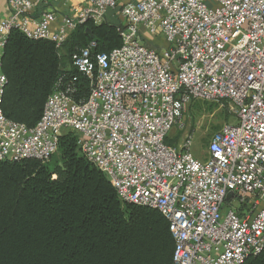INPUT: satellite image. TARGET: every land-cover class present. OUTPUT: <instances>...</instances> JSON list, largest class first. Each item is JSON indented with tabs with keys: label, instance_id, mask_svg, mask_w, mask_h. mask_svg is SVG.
<instances>
[{
	"label": "built area",
	"instance_id": "1",
	"mask_svg": "<svg viewBox=\"0 0 264 264\" xmlns=\"http://www.w3.org/2000/svg\"><path fill=\"white\" fill-rule=\"evenodd\" d=\"M7 0L0 17V161L57 153L75 135L81 155L121 202L163 214L174 241L170 264H240L264 250V0ZM38 7L44 10L36 13ZM108 14L118 20L119 48L93 54V43L71 56L90 83L75 101L59 78L38 123L27 128L1 109V62L13 29L60 48L68 33ZM166 44L164 47L163 45ZM192 101L226 102L235 122L191 154L193 138L172 147ZM176 135V134H175ZM174 135V136H175Z\"/></svg>",
	"mask_w": 264,
	"mask_h": 264
},
{
	"label": "trees",
	"instance_id": "2",
	"mask_svg": "<svg viewBox=\"0 0 264 264\" xmlns=\"http://www.w3.org/2000/svg\"><path fill=\"white\" fill-rule=\"evenodd\" d=\"M117 25L112 14L99 25L87 21L60 48L13 29L1 62L4 117L34 127L61 77L75 78L74 100H84L90 83L71 56L90 43L93 54L119 48ZM58 141L47 162L0 161V264H170L174 241L165 216L121 202L108 178L81 155L73 133ZM240 264H264V250Z\"/></svg>",
	"mask_w": 264,
	"mask_h": 264
},
{
	"label": "rangeland",
	"instance_id": "3",
	"mask_svg": "<svg viewBox=\"0 0 264 264\" xmlns=\"http://www.w3.org/2000/svg\"><path fill=\"white\" fill-rule=\"evenodd\" d=\"M164 47L166 44L163 45ZM183 116L184 129L179 132L178 138H174L175 129L167 137V143L176 147L180 139L190 136L193 138L191 154L196 159L206 160V148L212 136L226 124L235 122L228 103L197 102L186 107ZM55 155V154H54Z\"/></svg>",
	"mask_w": 264,
	"mask_h": 264
},
{
	"label": "crops",
	"instance_id": "4",
	"mask_svg": "<svg viewBox=\"0 0 264 264\" xmlns=\"http://www.w3.org/2000/svg\"><path fill=\"white\" fill-rule=\"evenodd\" d=\"M75 2L81 3L85 0H74ZM48 9L56 12L57 14L63 15L68 13V8L63 0H53L50 1ZM44 10V7H38L34 14ZM8 14L7 10V0H0V17L5 18Z\"/></svg>",
	"mask_w": 264,
	"mask_h": 264
},
{
	"label": "water",
	"instance_id": "5",
	"mask_svg": "<svg viewBox=\"0 0 264 264\" xmlns=\"http://www.w3.org/2000/svg\"><path fill=\"white\" fill-rule=\"evenodd\" d=\"M87 32H90L89 30H87Z\"/></svg>",
	"mask_w": 264,
	"mask_h": 264
}]
</instances>
